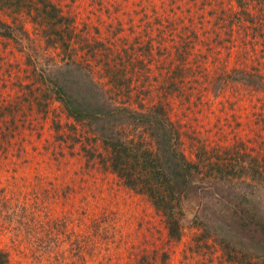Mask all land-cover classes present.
I'll return each mask as SVG.
<instances>
[{"label":"rangeland","instance_id":"374dc122","mask_svg":"<svg viewBox=\"0 0 264 264\" xmlns=\"http://www.w3.org/2000/svg\"><path fill=\"white\" fill-rule=\"evenodd\" d=\"M54 2L70 19L67 49L60 28L36 11L0 3V18L13 25V37L0 35V250L8 264H239L228 259L233 248L264 264L244 220L264 217V0ZM191 17L195 34L184 29ZM187 41L181 62L174 56ZM71 54L108 101L137 109L165 102L182 150L200 164L180 239L111 170L94 129L55 98L51 84L76 81ZM181 63L197 68L178 76Z\"/></svg>","mask_w":264,"mask_h":264},{"label":"trees","instance_id":"16d2710c","mask_svg":"<svg viewBox=\"0 0 264 264\" xmlns=\"http://www.w3.org/2000/svg\"><path fill=\"white\" fill-rule=\"evenodd\" d=\"M0 3L5 8L14 5L16 10L27 7L30 11H36L43 23L49 27L60 28L61 32L51 29L59 35V43L66 49L69 47L68 40L71 36H64V33L69 29L70 19L54 0H0ZM183 16L181 21L185 20ZM189 19L190 24L184 26V29L195 34L191 26L193 17ZM12 31L13 25L0 18V35L13 37ZM46 35H49L48 32ZM191 44L192 41H187L185 47L179 46L174 58H179L181 62L187 61ZM69 65L76 66V70L74 67L71 70L72 75L76 74V81L72 80V86L62 80L51 84L55 98L61 102L69 118L94 129L109 152L111 170L128 188L145 194L163 216L168 236L174 240L180 239L185 196L188 190L196 188V173L200 170V164L188 159L182 150L181 131L168 115L165 102L159 98L156 102L141 104L139 109L133 108L129 103H112L101 91L97 81L91 77L89 70L76 61L74 54L70 55ZM196 68L197 66L181 63L173 71L180 76L183 70L185 73L193 72ZM160 73L163 75V71L159 69L158 74ZM114 75L117 77V73ZM261 78L263 89L264 76ZM174 79L177 81L178 77ZM123 83V80H119V84ZM251 83L257 84L256 79ZM127 89L131 90L130 84ZM257 89L259 87L253 88ZM261 99L264 104V97ZM147 136L152 139L151 142L147 141ZM208 165L212 166L211 163ZM249 217L250 220L244 217L253 228V234L248 239L250 243H257L260 247L262 245L264 250V217ZM241 241L248 243L244 237H241ZM239 251L236 248L230 249L228 259L239 264H255L259 258L251 256L248 249H245L247 253L242 251L240 254ZM0 264H8V256L2 250Z\"/></svg>","mask_w":264,"mask_h":264}]
</instances>
